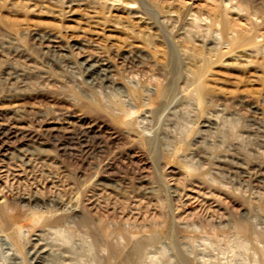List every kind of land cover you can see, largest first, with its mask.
Instances as JSON below:
<instances>
[{"label":"rangeland","instance_id":"1","mask_svg":"<svg viewBox=\"0 0 264 264\" xmlns=\"http://www.w3.org/2000/svg\"><path fill=\"white\" fill-rule=\"evenodd\" d=\"M133 1L0 0V264H264V43L193 17L264 0Z\"/></svg>","mask_w":264,"mask_h":264},{"label":"bare ground","instance_id":"2","mask_svg":"<svg viewBox=\"0 0 264 264\" xmlns=\"http://www.w3.org/2000/svg\"><path fill=\"white\" fill-rule=\"evenodd\" d=\"M104 3H108L109 1H111L112 3H126V5H134L136 4V2H134L133 0L131 1H125V0H102ZM175 2L177 0H174ZM171 0H155L154 1V4L156 5L157 9H159L160 12H165V13H176V14H179L177 11H172L171 8H170V5H172L173 3H175ZM180 2V5L181 6H184L187 5L186 1L185 0H181L179 1ZM168 7V8H167ZM184 7H179L178 10L181 11V9H183ZM49 12V11H48ZM50 13V12H49ZM57 13V12H56ZM59 15V14H57ZM193 15V14H192ZM194 17V20L195 21H207L208 22V25L210 28L212 27H219L221 25H223V29L225 31H230L233 35L231 38H229L230 40V46L231 48L233 49L234 47H239V46H242V47H247V49H249L250 47H259V45L261 43H259V41H257L258 38H262V42L264 43V31H258V33L256 35H252L250 30L248 29H241V30H236L234 28V25H231L230 23H227V25H225V23L223 24V22L221 21V14H220V11L218 9L215 10H209L208 12L204 11L203 13H199V14H194L193 15ZM37 21V20H36ZM99 21H101L102 23H104L106 20L105 19H100ZM37 25V24H36ZM135 24H132V23H129L128 25V32L130 31V34L126 33L127 35L125 36V38L123 39V43H126V44H129L130 43V40L128 39H132L135 40V39H140V40H143V41H146L147 42V45L150 47L151 42L153 40H151V35H150V32L149 31H145V28H140V29H143L144 31H140V30H136L135 29ZM152 26V25H151ZM149 27V26H148ZM154 29V28H153ZM152 29V30H153ZM156 32V31H155ZM155 32H154V35H155ZM230 33V34H231ZM153 35V34H152ZM38 37V36H37ZM45 37V36H44ZM158 38V36H157ZM153 39V38H152ZM182 39V38H181ZM187 40V39H186ZM185 40V41H186ZM154 42V41H153ZM152 42V43H153ZM54 43V42H53ZM133 44H135L134 42H132ZM130 43V45L132 44ZM155 43V42H154ZM178 43V42H177ZM189 41L186 42V44L188 45ZM184 44V42H183ZM50 45V44H49ZM59 45V44H58ZM155 45V44H154ZM158 45V44H157ZM155 45V49H156V53H162V50H160V47L158 46H161V45ZM180 45L182 46L181 48L183 49V52L185 54V59H186V62L188 63V65L192 66L195 68V70L197 71V74L199 76V78L197 79V85L196 86V94L198 96V99L199 100H202L204 98V96L206 94H208V91H209V87H208V84L206 82V73L208 71V66L211 64V62L213 61V59L217 58L218 57V52L217 51H212L207 49V51L205 50H202V49H191L189 47V45ZM60 46V45H59ZM153 47V46H152ZM163 47V46H162ZM179 47V45H178ZM153 48V50H155ZM264 49V47H263ZM152 50V51H153ZM209 50V51H208ZM262 50V49H261ZM154 54V53H153ZM245 56H243L244 58ZM238 58H241V56H238ZM264 61V60H263ZM139 62V61H138ZM137 62V63H138ZM233 64V63H231ZM129 65V64H128ZM131 67V66H130ZM196 81V80H195ZM194 83V82H193ZM192 83V84H193ZM194 88H192L193 90ZM191 90V92H192ZM189 92V93H191ZM192 94V93H191ZM53 113V112H52ZM40 114V113H39ZM47 117V116H46ZM81 125V124H80ZM53 126V125H52ZM94 131V130H93ZM4 132V131H3ZM14 135V134H13ZM22 136V135H21ZM90 136V135H89ZM123 136V135H121ZM136 136V135H135ZM137 137V136H136ZM134 138V137H133ZM137 139V138H136ZM135 139V140H136ZM137 141V140H136ZM135 141V142H136ZM28 142V141H27ZM58 204V203H57ZM65 210V209H64ZM66 211V210H65ZM72 211V210H71ZM12 215V214H11ZM14 216V215H13ZM15 217V216H14ZM85 220V219H84ZM83 220V222L85 223V221ZM88 224V222H87ZM86 225V223H85ZM89 226V225H88ZM93 229V228H92ZM13 230V229H12ZM97 232V231H96ZM98 233V232H97ZM94 237V236H93ZM43 238V237H42ZM38 242V241H37ZM44 242V241H43ZM36 244V243H35ZM34 244V245H35ZM24 247V246H23ZM43 248V247H42ZM51 249V248H50ZM41 250V249H40ZM48 254V253H47ZM43 255V254H42ZM46 255V254H45ZM53 255V254H52ZM44 256V255H43ZM54 257V256H52ZM51 258V256H50ZM45 259H47L45 257ZM51 260V259H50ZM52 261V260H51Z\"/></svg>","mask_w":264,"mask_h":264}]
</instances>
